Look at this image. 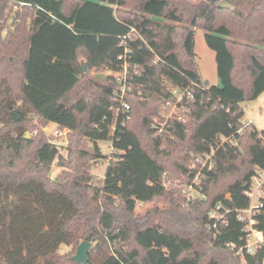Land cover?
<instances>
[{
  "label": "trees",
  "instance_id": "1",
  "mask_svg": "<svg viewBox=\"0 0 264 264\" xmlns=\"http://www.w3.org/2000/svg\"><path fill=\"white\" fill-rule=\"evenodd\" d=\"M197 29L216 52L211 87ZM125 48L130 109L117 113L113 74L92 72L120 71ZM174 89L179 110L158 132ZM263 91L264 0H0V264H81L58 249L82 241L87 264H262L264 182L253 214L262 245L236 253L246 242L237 216L264 171V128L243 127V102ZM49 122L67 129L66 155ZM100 141L112 152L96 179ZM206 153L213 166L184 206L172 181L191 179V159Z\"/></svg>",
  "mask_w": 264,
  "mask_h": 264
},
{
  "label": "rangeland",
  "instance_id": "2",
  "mask_svg": "<svg viewBox=\"0 0 264 264\" xmlns=\"http://www.w3.org/2000/svg\"><path fill=\"white\" fill-rule=\"evenodd\" d=\"M194 52H195V59L198 64L200 73L203 79L207 82L208 87L216 85L215 81L218 79L216 52L213 48H211L208 45L207 40H206V33L203 30L197 29V31L194 34ZM109 74H113V73L105 69L97 71V72L96 71L92 72L93 76H96L102 79H106ZM243 106H244L243 121L245 120L244 122L246 121L252 122L253 125L258 130L263 129L264 128V91L256 99L243 102ZM169 111H171V109L167 110L168 113ZM157 114L159 117L158 118L154 117V119H156L157 121L162 120L161 115H159V113ZM42 129L46 137L48 138V140H50L52 143H54L59 148L62 155H66L67 147L69 144V140L67 137V131L63 129L60 130L54 122H49L46 126H43ZM26 134H28V137H29V133H26ZM97 147L99 149V154L101 158L97 160L96 166L92 168L91 172L92 174H94L96 179H101L103 177L104 170L107 166V162L111 156L112 147H111L110 141H100L98 142ZM85 148L88 151H93L95 147L92 142H87ZM196 158L197 157L195 156L194 158L191 159L187 167L188 170L190 168V165L196 162ZM59 171H60V168L57 167L56 165H53L51 176L52 177L55 176ZM191 180L192 178L189 179L187 175L185 176L180 175L179 177L175 178L172 181V184L175 187L181 189V192L183 193V196L185 199H183L182 204L184 206L187 205L186 201H188L186 196L190 195L193 198H196L198 196L195 186H193L192 189L189 187ZM198 183H199V180L197 181L196 184ZM262 195H263V191L261 190V188L256 190L254 197L251 199V204L257 203L258 198ZM136 210L139 211L140 207L138 206ZM251 240H254V235L251 237ZM77 246L73 247L72 245H61L58 251L61 254L72 253L71 255L72 257L76 252Z\"/></svg>",
  "mask_w": 264,
  "mask_h": 264
},
{
  "label": "built area",
  "instance_id": "3",
  "mask_svg": "<svg viewBox=\"0 0 264 264\" xmlns=\"http://www.w3.org/2000/svg\"><path fill=\"white\" fill-rule=\"evenodd\" d=\"M125 38V36H124ZM126 48L124 49L123 54L118 56V59H121L123 61L122 69L118 72L113 73V77L116 82V88L113 90L112 98L118 102L119 107L116 109L117 113L122 110V112L127 113L130 109L129 103L125 100L128 91H131V86L129 84V77H128V63L126 60ZM172 97L171 99L162 107L161 111L159 112V115H161L162 119L164 118L163 122L155 120V123L158 124V132H161L163 129L164 124L166 123L167 119L171 117V115L178 110V103L182 98L183 92H178L177 90H172ZM168 109H171L169 113L167 112ZM166 111V112H165ZM128 118V116H127ZM181 117L179 116L178 119ZM245 121V120H244ZM243 121V127L251 124L252 122ZM67 131V129H63ZM59 132V131H58ZM57 132V133H58ZM239 133L242 132V127L238 130ZM228 138H222L220 140L221 143L227 141ZM213 153V152H212ZM212 153H206L203 155H197L196 162L190 165L189 168V174H193L191 183L189 184V187L192 189L193 186L197 183L199 180V176L201 174V171L204 168L211 169L213 166L212 162ZM197 168L196 171L194 169ZM264 182V171H257V175H255L251 180V187L248 191V195L250 199L254 197V194L256 190L260 189L262 187V184ZM187 200H191L192 196H186ZM260 198V197H259ZM257 200V203L250 204V206L247 209L241 210L237 216V218L241 221H246V225L244 230L246 231L245 236V245L240 247L237 251V254H254L256 247L261 246L263 242V233L261 231H258L253 228V224H255V220L253 218V214L258 210V208L261 206L260 200ZM187 202V201H186ZM222 215H219L216 209H212L208 212V217L213 220L212 226L213 228L216 227L217 221L221 218ZM254 235V240H251V237ZM245 264V263H243ZM262 264H264V259L262 260Z\"/></svg>",
  "mask_w": 264,
  "mask_h": 264
},
{
  "label": "water",
  "instance_id": "4",
  "mask_svg": "<svg viewBox=\"0 0 264 264\" xmlns=\"http://www.w3.org/2000/svg\"><path fill=\"white\" fill-rule=\"evenodd\" d=\"M85 65H82V71H84ZM26 137H28V134H26ZM90 248V243L88 241H82L79 243V245L76 248L75 254L71 257L74 261L81 263V264H87V254Z\"/></svg>",
  "mask_w": 264,
  "mask_h": 264
},
{
  "label": "crops",
  "instance_id": "5",
  "mask_svg": "<svg viewBox=\"0 0 264 264\" xmlns=\"http://www.w3.org/2000/svg\"><path fill=\"white\" fill-rule=\"evenodd\" d=\"M197 31V30H196ZM202 76V75H201ZM203 78V77H202ZM218 83V79L215 81V84H217Z\"/></svg>",
  "mask_w": 264,
  "mask_h": 264
}]
</instances>
